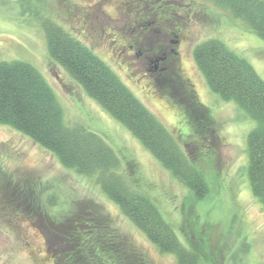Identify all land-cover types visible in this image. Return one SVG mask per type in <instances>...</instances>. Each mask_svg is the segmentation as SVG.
Here are the masks:
<instances>
[{
  "label": "rangeland",
  "instance_id": "1",
  "mask_svg": "<svg viewBox=\"0 0 264 264\" xmlns=\"http://www.w3.org/2000/svg\"><path fill=\"white\" fill-rule=\"evenodd\" d=\"M144 14L150 26L142 31V47L161 45L166 60L175 56L171 49L178 51L179 70L164 73L166 80L154 81L159 70H148L135 53L133 38ZM50 25L87 46L175 134L206 182L202 198L50 58ZM176 26L178 43L167 35ZM208 39L244 58L264 81V40L213 0H0V62L21 61L37 70L64 123L82 126L110 146L122 179L152 201L200 264H264V208L247 178V135L254 122L213 93L196 67L193 50ZM91 215L106 218L111 235L149 264H177L121 213L93 176L64 167L53 153L0 123V264H86L88 254L74 253L70 241L75 221Z\"/></svg>",
  "mask_w": 264,
  "mask_h": 264
},
{
  "label": "trees",
  "instance_id": "2",
  "mask_svg": "<svg viewBox=\"0 0 264 264\" xmlns=\"http://www.w3.org/2000/svg\"><path fill=\"white\" fill-rule=\"evenodd\" d=\"M213 1L264 40V0ZM180 28L176 26L177 34ZM46 40L50 58L85 94L122 123L195 198H202L206 182L178 138L131 94L110 67L58 27L46 28ZM193 58L209 89L234 102L254 122L247 135V178L251 194L264 208V81L244 58L217 39L197 44ZM0 123L53 153L64 167L93 176L121 213L159 251L173 254L177 264H200L199 255L182 245L152 201L122 179L118 156L110 146L94 132L64 123L52 90L28 63L0 62ZM87 217L84 222L75 221L76 235L70 241L74 253L84 249L88 254L86 264H149L135 247L111 235L106 218Z\"/></svg>",
  "mask_w": 264,
  "mask_h": 264
},
{
  "label": "flooded vegetation",
  "instance_id": "3",
  "mask_svg": "<svg viewBox=\"0 0 264 264\" xmlns=\"http://www.w3.org/2000/svg\"><path fill=\"white\" fill-rule=\"evenodd\" d=\"M145 16H146V14L142 15V21H140V22H143L144 26H143L142 30L140 29L141 32L139 33V36L133 38L134 44L136 46V52L135 53L137 56L142 55L145 63L149 66L148 70H155V71L159 70L158 76L160 78H158V76H157L156 79H154V81L166 80L164 73H166L168 70L169 71L170 70L176 71L178 69V62H177L178 59L176 56L178 54V51L175 49H171V51L174 53L175 56H171V58L166 60L167 58L165 56V52L163 51L164 49H162L161 45H158L156 48H152V46H151V47H148L147 49L142 47L145 44V40H147L145 34L142 31L144 29H147L148 26H150V22L147 21V18ZM161 19H163V17H161L160 20ZM151 21H153V20H151ZM176 32H177V29L174 28V29H172V32L167 33V35L172 34L176 39H175V41L174 40H170V41L178 43L179 37L176 34ZM143 36H144V38H143ZM161 60L163 61L161 63L163 65L159 69L158 66H159Z\"/></svg>",
  "mask_w": 264,
  "mask_h": 264
}]
</instances>
